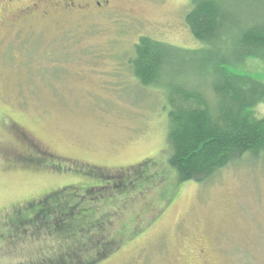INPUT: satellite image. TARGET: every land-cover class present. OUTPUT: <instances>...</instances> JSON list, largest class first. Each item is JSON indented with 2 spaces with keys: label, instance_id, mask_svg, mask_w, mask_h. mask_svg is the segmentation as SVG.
<instances>
[{
  "label": "rangeland",
  "instance_id": "rangeland-1",
  "mask_svg": "<svg viewBox=\"0 0 264 264\" xmlns=\"http://www.w3.org/2000/svg\"><path fill=\"white\" fill-rule=\"evenodd\" d=\"M71 1L0 0V264L38 262L45 234L21 227L48 195L119 172L132 181L123 199L103 190L94 237L117 249L99 264H264V158L200 183L167 164V83L197 79L205 54L184 24L188 1ZM142 36L195 62L142 86L128 62ZM245 68L264 82L259 62Z\"/></svg>",
  "mask_w": 264,
  "mask_h": 264
},
{
  "label": "trees",
  "instance_id": "trees-1",
  "mask_svg": "<svg viewBox=\"0 0 264 264\" xmlns=\"http://www.w3.org/2000/svg\"><path fill=\"white\" fill-rule=\"evenodd\" d=\"M187 1L184 24L205 54L197 79L170 76L167 83V164L181 183H200L243 157L264 158V116L254 115L264 104V82L245 68L246 62L257 61L264 69V0ZM132 49L128 62L142 86L160 84L162 69L175 62H195L194 52L181 53L145 36ZM126 174L99 173L105 182L98 187L84 188L80 195L70 187L43 199L21 227L45 234L38 262L28 264H99L115 252L113 244L94 236L100 229V203L109 201L103 190L112 188L123 199L121 189L132 181Z\"/></svg>",
  "mask_w": 264,
  "mask_h": 264
},
{
  "label": "flooded vegetation",
  "instance_id": "flooded-vegetation-1",
  "mask_svg": "<svg viewBox=\"0 0 264 264\" xmlns=\"http://www.w3.org/2000/svg\"><path fill=\"white\" fill-rule=\"evenodd\" d=\"M68 2L69 3H66L65 5H63V7H66V8H68V9H72L74 6L72 5V4H74V3H72L73 1H71V0H68ZM86 6H88V5H86ZM34 7H36V4H34L33 5V8ZM33 11H35L34 9H33ZM44 14H46V13H44Z\"/></svg>",
  "mask_w": 264,
  "mask_h": 264
}]
</instances>
